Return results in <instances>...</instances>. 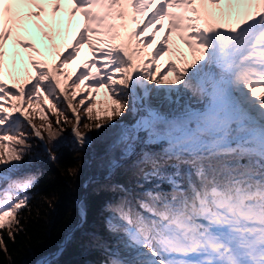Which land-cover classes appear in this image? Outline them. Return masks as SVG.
Wrapping results in <instances>:
<instances>
[{"label": "snow or ice", "instance_id": "snow-or-ice-1", "mask_svg": "<svg viewBox=\"0 0 264 264\" xmlns=\"http://www.w3.org/2000/svg\"><path fill=\"white\" fill-rule=\"evenodd\" d=\"M62 12L69 24L84 18L63 51ZM30 23L59 59L25 38ZM84 45L91 55L70 73ZM18 49L34 70L23 77ZM84 91L83 128L117 130L108 174L129 176L106 186L116 199L105 206L112 240L97 241L103 264H264V0H0V229L19 224L35 183L18 175L23 129L41 140L45 129L55 146L64 129L45 111L64 116L65 106L76 142L88 144L73 105Z\"/></svg>", "mask_w": 264, "mask_h": 264}, {"label": "trees", "instance_id": "trees-1", "mask_svg": "<svg viewBox=\"0 0 264 264\" xmlns=\"http://www.w3.org/2000/svg\"><path fill=\"white\" fill-rule=\"evenodd\" d=\"M80 150L77 145L64 142L60 147L52 149L54 164L46 160L24 173L35 177L31 188L32 197L28 207L17 216L19 224L9 231L1 230L0 237H3L4 243L0 245V264H32L38 256L54 250L62 242L58 257L49 264H103L106 253L97 241L108 240L102 233L105 229V206L116 199L115 194L108 191L106 186L109 183H128L129 176L126 171L120 170L111 176L110 182L107 181L109 183L99 179L88 182V191L81 202L86 212L84 223L81 228L73 229L67 241H62L65 232L76 221L71 209L72 196L79 191L81 178H76L73 183H68V180L69 170L79 166L80 158L75 154ZM108 150L109 148L105 149L96 158L106 161ZM105 167L106 164L97 166L92 173H101ZM54 168L61 171L63 177L53 175ZM10 232L15 240L9 238ZM69 232L70 230L67 233ZM4 248L7 249L6 252Z\"/></svg>", "mask_w": 264, "mask_h": 264}, {"label": "rangeland", "instance_id": "rangeland-1", "mask_svg": "<svg viewBox=\"0 0 264 264\" xmlns=\"http://www.w3.org/2000/svg\"><path fill=\"white\" fill-rule=\"evenodd\" d=\"M161 38H162L161 34L160 33L157 34V41H159ZM153 47H155V45H153ZM47 49H48V51H50L49 48H47ZM87 54H88V52H87ZM50 55L52 56L50 60L59 59V57H54L52 55V53ZM88 55H91V54L89 53ZM169 59H176V55L172 54V55L164 57L162 60H160V63L162 65V72L166 70L163 67V65ZM189 59H191V58H189ZM24 61H26V60H24ZM79 65L80 64H78V63L74 64L72 62L71 64L66 65L65 67H66V70L69 71L70 73H75L78 69L76 67ZM26 66H28V65L26 64ZM18 67H19V63H17L16 71L21 77H23L24 68L20 67L21 69H19ZM28 68L30 71L34 72V70L30 69V66ZM73 78H74V76H73ZM68 83H69V87H68L67 91L69 92V94H71V91H72L71 81H69ZM105 93H106L105 89L100 90V93L97 95V102H100V101H103L106 99ZM82 96L86 97V91L81 92V95L77 96L76 99L73 100V105L77 107V111L81 116L80 131L85 132L86 135L90 138V141L88 144L81 146L79 143L76 142L74 135L72 133V127H73V124L75 123V118L72 115L71 111L67 110L65 106H59L58 105V107H61V110L64 111V116H59V113H57L56 115H52V113L50 111H47V110L45 111V115L48 116L49 120L52 123L53 130L58 131L60 128L64 129L61 132L60 136L57 138V141L55 142V146L53 145L52 142H50L48 140V133L45 129H43V128L41 129L43 136H44L43 140L35 137L32 134L30 128L25 127L23 129V131H25L28 135V143L30 145V149L27 150V153L24 156V159L22 162V167L20 170L21 172H24V173L29 172V168H31L32 166L38 165V164H40V162H44L46 160H50V162L52 164H54L55 161L51 157V154L48 153V150H50V149L52 150L56 146L60 147L62 145V143H64V142L65 143H73L74 145H77L78 148H81V150L76 152V154H75L76 156H78L80 158L79 166L76 169L69 170L70 171V174H69L70 179L68 180V183H70V182L73 183V182H75L76 178L77 179L81 178L80 186L78 187L79 191L76 192V194L74 196H72L73 205H72L71 209H72V212L74 213V215L76 217V221L73 224V226L65 232L62 241L63 240L67 241L70 238L73 229L79 228V227L81 228L83 223H84V216L82 217V215H81V210H82L81 202L84 199L86 192L88 191V188H89L88 182H90L89 180L92 179L94 176H97V177H100L99 180H101L102 182L103 181L107 182V181L111 180V176H112L111 175L109 178H107L108 177V175H107L108 174V170H107L108 155H106V157H105L106 161H103L102 159H97L96 157H98L100 154H103L104 150L109 148V145L115 139V133L117 130L116 129H106V130L101 131V132H97V131L87 132V130L83 128V124L89 123V121L87 119V115L84 112L83 108L86 107L88 103H90V100L86 98L85 99V105L80 106L79 100ZM37 107H40V106L38 105ZM95 114H96V112L94 110L93 116H95ZM32 115H33V123L36 124L37 127H40L41 124L45 123V121H42L41 119H39V115H40L39 112L32 113ZM58 116H59L60 121H61L60 125L56 124V119ZM64 117L68 118L67 123L64 122ZM131 121H132V118L127 117L125 122L130 123ZM93 123H94V121H93ZM105 164H106V167L102 170L101 173H98V174L92 173L93 168H95L97 166H102ZM54 171H55V173L53 175H58V176L63 177V174L61 171H58V169H56V168H54ZM104 177H105V179H103ZM109 182H107V183H109ZM78 193L80 194L79 196H78ZM27 194L31 199V197H32L31 188L28 190ZM16 219H17V217H16ZM10 224H11L10 227L6 226L3 229H7V231H9L16 226V223L14 221H10ZM87 225L90 226V224H87ZM3 229H0V233H1V230H3ZM69 230H70V232L67 233ZM91 230H93V229H91ZM102 233L104 234V238L108 239L107 241L112 240V237L109 236V234L107 233V231L105 229H104V232H102ZM58 247H59V245L54 250L42 254V255L47 254L45 256L46 259L47 258L49 259L47 264L51 263L53 259L55 260L58 257L59 252L62 249V247L61 248H58ZM42 255L37 257V258L40 257L38 259L37 263L41 259ZM52 255H54V257H53V259L50 260V256H52ZM36 259H34L32 264H35Z\"/></svg>", "mask_w": 264, "mask_h": 264}, {"label": "bare ground", "instance_id": "bare-ground-1", "mask_svg": "<svg viewBox=\"0 0 264 264\" xmlns=\"http://www.w3.org/2000/svg\"><path fill=\"white\" fill-rule=\"evenodd\" d=\"M65 6H67V4H65ZM58 18H62L63 23L59 26L61 34L59 36H57L56 44L59 45L61 51H63L65 46H67L73 42V40L76 38L79 30L83 27L84 18L81 14L77 13L76 17L72 19L71 24L68 23V16L64 12L59 13ZM166 25H167V21H165V26ZM27 27H28L29 31L26 33H23L25 38L30 39L32 43L36 44V46L44 52V58L51 61L50 59L52 56L50 54L52 53V50L49 48L50 51H48V49L45 47L46 41L43 40V37L40 34V31L35 27V24H32V23L27 25ZM159 33L161 34V37H163L164 32L161 31ZM18 50L23 54V56L25 58L24 60H26V61H24V63H20L19 58H17L18 63H19L18 68L19 69H21L20 67L25 68L26 64H27V54L24 53L23 49H18ZM148 51H151V49H148ZM185 51L187 52L186 49H185ZM87 52H88V54L90 53L88 48H87V45H84L81 49L80 56L77 58V60L73 61V63L74 64L75 63L80 64L83 60L90 57V55H88ZM169 55H172V53H169L167 56H169ZM188 55H189V58H191V55L190 54H188ZM167 56H165V57H167ZM27 67H29V66H27ZM76 68H78V66ZM62 245H63V242L59 245V247H62ZM46 255L47 254L43 255L37 264H45L49 260L48 258L47 259L45 258Z\"/></svg>", "mask_w": 264, "mask_h": 264}, {"label": "water", "instance_id": "water-1", "mask_svg": "<svg viewBox=\"0 0 264 264\" xmlns=\"http://www.w3.org/2000/svg\"><path fill=\"white\" fill-rule=\"evenodd\" d=\"M108 175V177L107 178H109V174H107ZM100 177H97V176H94L92 179H90L89 181H92V180H96V179H99ZM103 179H105V177L103 178ZM58 248H61V247H58ZM57 252V251H56ZM56 255V254H55ZM53 257H54V255H52V256H50V260L51 259H53Z\"/></svg>", "mask_w": 264, "mask_h": 264}]
</instances>
